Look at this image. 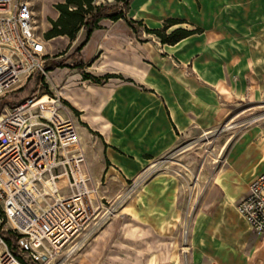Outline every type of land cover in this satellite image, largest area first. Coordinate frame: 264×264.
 Listing matches in <instances>:
<instances>
[{
    "label": "crops",
    "instance_id": "crops-1",
    "mask_svg": "<svg viewBox=\"0 0 264 264\" xmlns=\"http://www.w3.org/2000/svg\"><path fill=\"white\" fill-rule=\"evenodd\" d=\"M25 1L34 16H44L45 29L38 35L50 59L77 47L83 30L73 43L67 36L45 38L53 29L51 21L60 18L56 5L67 0ZM223 1L133 0L129 18L151 30L162 29L168 20L199 27L200 33L176 45L160 44L181 62L178 68L172 57L163 56L157 41H150L156 36L143 34L148 42L142 44L122 20H103L84 47L88 73L117 77L99 85L77 71L66 81L68 99L60 96L83 111V122L102 137L103 146L83 145L84 169L116 214L90 224L80 237L82 247L66 264H264V237L236 206L264 172L262 127L224 146V169L193 225L192 249L181 243L186 187L168 169L153 167L155 158L172 147L177 124L185 127L197 119L199 127L217 126L231 112V106L223 107L226 100L264 99V0H229L228 7ZM229 81L236 92L227 89ZM136 83L150 90L144 93L147 98L140 96ZM192 109L202 116L196 118ZM144 175L149 180L128 195L127 181Z\"/></svg>",
    "mask_w": 264,
    "mask_h": 264
},
{
    "label": "built area",
    "instance_id": "built-area-1",
    "mask_svg": "<svg viewBox=\"0 0 264 264\" xmlns=\"http://www.w3.org/2000/svg\"><path fill=\"white\" fill-rule=\"evenodd\" d=\"M48 57L31 5L0 0V100L38 73L46 78ZM86 163L79 127L60 95H36L0 111V264H66L89 225L107 219ZM61 179L69 195L62 194ZM237 208L264 237V172Z\"/></svg>",
    "mask_w": 264,
    "mask_h": 264
},
{
    "label": "rangeland",
    "instance_id": "rangeland-1",
    "mask_svg": "<svg viewBox=\"0 0 264 264\" xmlns=\"http://www.w3.org/2000/svg\"><path fill=\"white\" fill-rule=\"evenodd\" d=\"M108 1L109 0H102V2ZM223 2L227 7L230 3H232L229 0H224ZM240 3L244 4V2ZM35 25H38L36 28L37 33L42 36L45 29L44 16L40 15L38 18L35 15ZM165 25L166 22L164 23V26ZM179 28L195 30L199 27L194 22L181 23L170 28L167 31V34L169 35ZM84 39L85 34L81 37V39H79V42L77 43L78 45L76 46L78 47ZM146 40V37L143 35L140 41L143 44L148 42H146ZM150 41H157L158 46L163 44L157 37L150 39ZM76 48L72 50H70V48L64 49L63 52H65V54L59 60H66L68 65L73 64L74 60L69 61L68 58L75 52ZM52 51L53 48L49 47V52ZM160 51L163 56L172 57L173 60L171 61L176 68L180 67L181 62L175 60L170 53L165 51L164 47L162 48V46H160ZM63 52L59 54H62ZM196 55H199V53L194 54L193 57H196ZM49 57L52 58L51 56ZM52 60L53 59H51L50 62H52ZM76 74V70L67 71L59 69L54 72H50L45 78L44 83L40 86L37 95H61V90L65 87L66 81L71 79V77ZM229 82L231 85L230 87H227V89H231L230 91L236 92L237 89L234 87L233 83L237 81L235 80L234 82ZM136 85L139 87L140 96L142 98H147L144 93L149 92L150 90L144 85H140L138 83H136ZM18 89L19 86L15 88L16 91ZM214 89L217 90L216 87H214ZM222 91L228 93V91H225L224 89H222ZM158 96L160 97V95ZM228 98L232 100L231 97ZM63 101L79 127V134L84 148L87 149L89 146H101L103 144L102 137L98 135V133H96V131H94L89 125H86L83 122L84 112L77 110L80 112V114H77L75 107H73L68 100L63 99ZM169 104L172 107V103L170 102ZM229 106H231V112L228 114L226 113V118L220 125L214 126L212 123L210 125L199 127L197 119L193 121L191 120L185 127H181L177 124L176 128H174V142L172 147L164 155L155 158L153 162L154 168L168 169L170 174L178 176L179 179L182 180L183 185L186 187L187 200L183 210L184 216L181 227V243L184 248H187V250L193 248L192 233L196 218L199 214L203 213V210H205L208 196L214 186V181L224 169V165L221 162L224 146L230 141L234 142L235 140L246 136L247 132L251 128L262 127V129H264V99L256 101L250 100L249 97H244L239 100L237 99L236 101L226 100L223 107L226 108ZM7 107L10 106L6 105L3 109H6ZM192 111L194 112L195 110L192 109ZM194 113L197 114L196 118L202 116L201 113L198 114L196 111ZM228 126L232 128L227 129ZM98 153L100 155L102 152L99 151ZM141 178H143V176H138L127 181L129 193L131 192L130 190L133 186L138 184ZM149 178L150 177H147L140 185L145 184ZM59 184L63 189L64 194L71 193L65 179H61ZM129 193L128 195H132V192L130 194ZM104 201L106 205L104 213L105 211H109L107 218H110L116 214L114 211L115 206L113 207V204L107 203V200L105 199Z\"/></svg>",
    "mask_w": 264,
    "mask_h": 264
},
{
    "label": "trees",
    "instance_id": "trees-1",
    "mask_svg": "<svg viewBox=\"0 0 264 264\" xmlns=\"http://www.w3.org/2000/svg\"><path fill=\"white\" fill-rule=\"evenodd\" d=\"M132 2L133 0H114L113 3L108 1L98 4L97 0H67L65 3L56 5V8L61 15L57 21H51L53 29L45 35L46 40H51L60 36H67L73 43L77 40L78 35L82 30L85 31V39L68 58L69 61L74 60L73 64L68 65L66 60H57V58L65 54L64 52L56 56L52 62H50L51 59L48 57L45 67L46 71L50 73L56 69L69 68L82 74L85 81H92L99 85L111 78L117 77L114 75L96 77L88 73L82 56V51L90 40L93 32L100 29V23L105 19L113 22L124 21L136 34L138 40L141 39L143 34H148L156 36L163 44L168 45H176L182 40L200 33V30L198 29L189 31L179 28L168 35L167 31L170 28L181 24V22L177 20H168L163 29L151 30L142 21H136L129 18L128 15L131 10ZM44 81L45 77H42L39 73L36 74L25 86L8 94L0 100V111L6 105L16 107L27 99L36 96ZM76 113L80 114L78 111H76ZM4 239L10 249H15V240L9 234L5 233Z\"/></svg>",
    "mask_w": 264,
    "mask_h": 264
},
{
    "label": "bare ground",
    "instance_id": "bare-ground-1",
    "mask_svg": "<svg viewBox=\"0 0 264 264\" xmlns=\"http://www.w3.org/2000/svg\"><path fill=\"white\" fill-rule=\"evenodd\" d=\"M61 95L68 99V97H69V95H68V84L64 88H62ZM43 203H44V205H47L45 200H43Z\"/></svg>",
    "mask_w": 264,
    "mask_h": 264
}]
</instances>
